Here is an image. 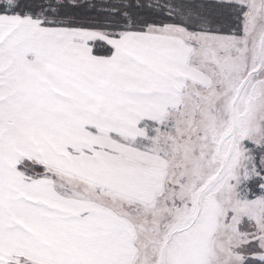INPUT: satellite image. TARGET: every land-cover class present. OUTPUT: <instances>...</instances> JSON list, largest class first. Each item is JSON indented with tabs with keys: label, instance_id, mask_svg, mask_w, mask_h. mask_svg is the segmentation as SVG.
Segmentation results:
<instances>
[{
	"label": "snow or ice",
	"instance_id": "snow-or-ice-1",
	"mask_svg": "<svg viewBox=\"0 0 264 264\" xmlns=\"http://www.w3.org/2000/svg\"><path fill=\"white\" fill-rule=\"evenodd\" d=\"M0 264H264V0H0Z\"/></svg>",
	"mask_w": 264,
	"mask_h": 264
}]
</instances>
